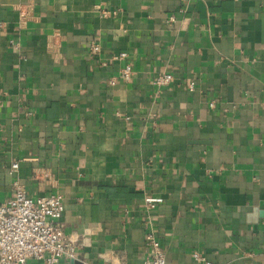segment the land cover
Segmentation results:
<instances>
[{
    "label": "crops",
    "instance_id": "1",
    "mask_svg": "<svg viewBox=\"0 0 264 264\" xmlns=\"http://www.w3.org/2000/svg\"><path fill=\"white\" fill-rule=\"evenodd\" d=\"M15 184L63 196L59 264H142L149 233L166 264H264V0H0V204Z\"/></svg>",
    "mask_w": 264,
    "mask_h": 264
},
{
    "label": "built area",
    "instance_id": "2",
    "mask_svg": "<svg viewBox=\"0 0 264 264\" xmlns=\"http://www.w3.org/2000/svg\"><path fill=\"white\" fill-rule=\"evenodd\" d=\"M167 22L173 24L175 18L169 17ZM98 52L97 45L90 47L92 55ZM126 58V53L112 57L115 62H123L119 69V78L123 81H129L132 75L131 65L124 63ZM172 80L171 74L162 73L155 78L154 85L159 92ZM109 82L114 84L115 79ZM193 87L192 82L189 89ZM16 167V164L13 165V168ZM161 202L159 197L145 198L151 209ZM63 211L64 198L61 194L31 199L20 185L15 184L13 198L0 204V264H27L30 260L40 264H59L63 259H75L76 247L66 240L60 222ZM145 240L149 255L142 264H166L165 255L153 234H147ZM192 258L199 264H215L199 253L192 254Z\"/></svg>",
    "mask_w": 264,
    "mask_h": 264
},
{
    "label": "water",
    "instance_id": "3",
    "mask_svg": "<svg viewBox=\"0 0 264 264\" xmlns=\"http://www.w3.org/2000/svg\"><path fill=\"white\" fill-rule=\"evenodd\" d=\"M74 264H77L76 262Z\"/></svg>",
    "mask_w": 264,
    "mask_h": 264
}]
</instances>
